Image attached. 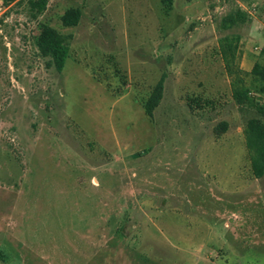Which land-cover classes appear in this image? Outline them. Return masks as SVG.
Instances as JSON below:
<instances>
[{
	"label": "rangeland",
	"instance_id": "rangeland-1",
	"mask_svg": "<svg viewBox=\"0 0 264 264\" xmlns=\"http://www.w3.org/2000/svg\"><path fill=\"white\" fill-rule=\"evenodd\" d=\"M28 1L0 0V264H264L244 136L264 115L232 98L219 46L238 34L240 69L263 61L264 0ZM45 24L70 47L61 73Z\"/></svg>",
	"mask_w": 264,
	"mask_h": 264
},
{
	"label": "trees",
	"instance_id": "trees-1",
	"mask_svg": "<svg viewBox=\"0 0 264 264\" xmlns=\"http://www.w3.org/2000/svg\"><path fill=\"white\" fill-rule=\"evenodd\" d=\"M14 1L16 0H6V3L10 4ZM28 2L38 14L44 12L48 4V0H29ZM80 18V9L70 8L62 16V23L66 27L77 26ZM239 22H246V17L241 12L228 15L222 27L228 29ZM240 43L241 36L231 34L224 36L219 45L225 70L231 78L232 98L238 105L253 107L259 114L264 115V104L257 103L256 99L251 97L252 87L255 92L264 95V51H262L263 61L256 63L250 72H244L238 66ZM37 47L39 54L47 59V66L61 73L70 57V47L66 36L45 24L42 26ZM247 77L251 78V84L247 83ZM165 79L166 76L162 75L144 104L145 113L151 120L154 119V112L163 98ZM244 136L252 174L260 179L264 176V120L249 119L244 127Z\"/></svg>",
	"mask_w": 264,
	"mask_h": 264
}]
</instances>
